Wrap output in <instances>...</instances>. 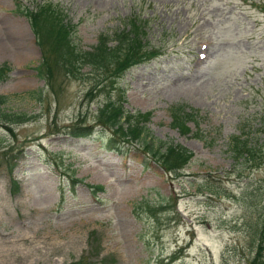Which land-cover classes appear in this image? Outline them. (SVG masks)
Returning a JSON list of instances; mask_svg holds the SVG:
<instances>
[{
	"label": "rangeland",
	"instance_id": "374dc122",
	"mask_svg": "<svg viewBox=\"0 0 264 264\" xmlns=\"http://www.w3.org/2000/svg\"><path fill=\"white\" fill-rule=\"evenodd\" d=\"M43 1L0 0V66L11 68L3 110L30 119L11 131L0 120V146L25 153L12 174L0 171V264H249L264 223V150L253 166L233 157L231 140L264 142V0H46L80 51L134 16L149 21L146 42L160 56L127 70L118 87L127 112L151 113L146 141L193 153L175 175L140 142L124 154L101 145H122L112 131L58 133L94 124L106 95L88 97L87 67L84 77L59 73L55 93L37 74L42 51L19 10ZM182 105L193 117L185 136L172 123Z\"/></svg>",
	"mask_w": 264,
	"mask_h": 264
},
{
	"label": "trees",
	"instance_id": "16d2710c",
	"mask_svg": "<svg viewBox=\"0 0 264 264\" xmlns=\"http://www.w3.org/2000/svg\"><path fill=\"white\" fill-rule=\"evenodd\" d=\"M19 12L28 20L36 43L42 51L43 59L38 66L37 74L46 80L47 86L54 93L56 77L63 72L69 77L88 76L91 83L87 93L89 98L92 99L96 94L106 95V99L97 107L94 124L83 126L74 123L63 131L59 130L58 133L69 139H78L89 136L94 129L112 131L117 136H121L123 142H140L138 147L145 150L152 161L166 174H179L190 162L193 154L178 144L146 141L144 125L149 122L151 114L133 115L127 112L122 105V93L116 86L119 78L128 68L148 62L159 54V50L146 45L147 20L134 16L121 30L115 32L113 38L101 36L91 51H80L72 43L73 28L65 22V16L58 7L50 2H44L38 4L34 10H19ZM85 67L89 72L82 75ZM10 70L7 65L0 67V82L7 78ZM115 93L118 96L116 98L113 96ZM39 98H41L40 94ZM6 102L7 97L0 95V120L8 131H11L9 125L23 124L30 120L25 115L6 113L3 110ZM186 109L182 105L174 107L172 111L173 126L181 135L190 132L187 123L193 119L191 111L185 112ZM102 145H106L109 150L119 152H122L123 148V145L116 143L115 140H104ZM231 147L233 157H248V162L253 166L262 163L259 155L264 150V142L251 144L235 137L231 140ZM22 153V147L13 152H6L4 147L0 146V170L12 171L21 159ZM71 183L74 185L81 181L74 179ZM93 189L100 191L102 187L95 186ZM165 202L168 203V198H163L162 203L155 205L154 208H157L158 212L164 211ZM98 254L89 251L88 257ZM105 261L106 259L103 260V264ZM78 263L81 264V261ZM82 264L86 263L82 262ZM249 264H264V223L259 227L255 256Z\"/></svg>",
	"mask_w": 264,
	"mask_h": 264
},
{
	"label": "bare ground",
	"instance_id": "6f19581e",
	"mask_svg": "<svg viewBox=\"0 0 264 264\" xmlns=\"http://www.w3.org/2000/svg\"><path fill=\"white\" fill-rule=\"evenodd\" d=\"M0 48H2V47H0Z\"/></svg>",
	"mask_w": 264,
	"mask_h": 264
}]
</instances>
